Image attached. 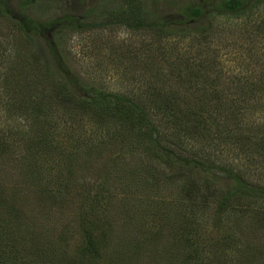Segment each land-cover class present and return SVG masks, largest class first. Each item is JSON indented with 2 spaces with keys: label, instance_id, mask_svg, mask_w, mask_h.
<instances>
[{
  "label": "rangeland",
  "instance_id": "obj_1",
  "mask_svg": "<svg viewBox=\"0 0 264 264\" xmlns=\"http://www.w3.org/2000/svg\"><path fill=\"white\" fill-rule=\"evenodd\" d=\"M19 1L8 0L13 13L9 17L0 15L1 101L5 102L9 94L26 98L35 94L31 85L34 76L31 74L38 75L42 68H46L51 60L49 54L53 53L61 54L81 80L109 92L133 96L140 104L152 103L156 97L151 96L150 88L156 87L160 93V86L170 74L172 78L175 77V82L178 80V84H175L177 88L187 89L190 100L211 102L212 86L206 80L216 76L215 89L224 90L225 100L219 103L222 101L225 110L212 122L213 128L208 135L214 137V143L204 150L199 146L201 142L184 141V153H181L196 159L206 155L214 165L228 167L250 181L252 186L264 188V82L261 77L264 76V0L258 2L257 8L247 3L246 10L237 18L213 12L210 21L205 18L201 23L188 24L184 34L181 32L185 27L175 21L177 9L188 3L198 4L206 0H145L152 17L170 19L173 21L171 28H180L179 31L164 37L146 30L132 31L111 26L82 33L65 32L57 38L56 30L46 29L33 35V40L20 31L16 19L28 16L48 21L64 14L80 18L95 17L101 14L102 0H42L26 12L19 9ZM253 1L250 0L251 3ZM202 24L212 25L214 30L210 32L213 33H187L189 29H199ZM194 35L198 37L194 38ZM51 50L54 52L51 53ZM186 60L193 63V70L201 75L200 80L204 85L201 84L199 88L188 86L187 79H182L186 77L187 70H180L186 66ZM181 73L182 77H179ZM39 77L45 82L44 75ZM206 83L208 94L200 90L205 88ZM257 86L260 90L255 93L253 91ZM45 95L47 97L42 104L44 111L50 107L47 101H50V105L57 103L51 117L55 120L52 127L58 134L55 140L61 146L59 150L68 153L72 150L67 140L84 143V147L77 150L76 155L82 159L75 167L73 179L68 181L59 174L63 179L53 180L52 174L47 171L32 177L46 186L51 182V188H55L54 182L69 185V193H59L57 190V194L41 195L37 191L42 187L35 182L32 183L33 190L24 191L21 167L13 156H7L11 152L20 155V149L25 147L23 139L37 135L31 130L36 125L41 127V119L31 120L33 105L29 106V98L26 102L22 100V103H28L26 113L29 119L25 117V112L12 108L13 100L5 105L0 103V143L10 146L6 154L0 156V186L9 196L15 194L26 198L23 207L28 211L26 218L30 217L29 222L26 221L29 227H25L27 233H36L39 238L47 237L59 251L71 250L79 260L78 264H127V259L132 260L130 264H173L171 260L183 254L179 238L183 231L189 230L188 224L194 219L197 222V237L208 259L206 263L218 264L216 257L220 256L221 262L233 256L229 251L225 257L220 247L223 233L228 234L226 222L233 217L223 220L225 227L222 223L216 225L217 205L213 207V196L217 191L220 194L224 192L234 181L228 178L233 177L232 174L220 173V179L213 186L209 182L213 177L193 172L200 186L209 184L213 190L210 193L203 189L200 196L189 200L191 208L187 213L181 204L188 201L184 202L175 195L167 196V199L174 201L173 206H168L169 203L155 204L149 198H136L139 191L134 186H141L144 181L140 178L138 183L131 176L138 164L136 155L139 152L134 153L129 147L131 142L137 141L134 134L125 132L122 135L119 127H116L108 135L93 121L88 122L81 117L75 119L65 110L66 115H63L62 105L67 103L64 97L49 88ZM243 99L246 100L242 103ZM231 100H235V107L229 110ZM59 103L61 106L58 107ZM88 126L101 135L91 133L87 130L90 128ZM86 130L89 134H86ZM244 138H248V141ZM240 144L245 147L243 150ZM175 148L178 146H173ZM58 158L51 153L46 167H54L53 171H57ZM160 185L163 183L160 182ZM237 199L242 205L255 207L260 212L246 216L239 227L234 226V239L239 238L240 244L246 246V252L255 257L252 263L264 264V227H259L261 220H264V198L254 203L250 199ZM41 203H45L49 209L47 212L51 222L40 218ZM235 205L238 206L237 201ZM202 206H206L207 213ZM31 225L33 228H30ZM84 228H87V238L106 240L110 246L104 243V249L94 258L80 255L85 240ZM46 231L51 232L48 235Z\"/></svg>",
  "mask_w": 264,
  "mask_h": 264
},
{
  "label": "trees",
  "instance_id": "obj_2",
  "mask_svg": "<svg viewBox=\"0 0 264 264\" xmlns=\"http://www.w3.org/2000/svg\"><path fill=\"white\" fill-rule=\"evenodd\" d=\"M39 1L42 0H21L18 6L20 10L26 12L28 8L34 6ZM207 1L209 0L198 4L188 3L179 6L175 21L180 26L185 27L181 34L185 33L188 24L201 23L205 18L210 21V16L213 12L221 13L219 15L222 16L231 15L237 18L246 10L247 3L257 8L258 2L261 0H254L252 3L250 0ZM100 8L102 9L101 14H96L95 17L84 16L80 18L64 14L58 19L39 21L27 16L26 18L20 17L15 22L20 31L31 40H33V35H38L46 29L56 30L55 37L57 38L61 33L65 32L82 33L91 29L111 26H121L132 31L146 30L164 37L174 35L180 29L171 28L173 21L168 18L152 17L150 10L147 9L145 0H102ZM12 13L8 0H0V15L9 17ZM211 30H214L212 25L202 24L199 29H189L187 33L212 34ZM196 37L198 35H194V38ZM53 52L51 50V53ZM49 55H51L50 63L46 64V68H42L38 72L39 76H45V82L38 75L31 74L34 76V81L31 82V85H33V92L35 94H30L26 98L8 93L9 97L5 102L0 100V103L3 105L13 100L12 108L25 112V117L29 119L26 113L28 112L26 107L28 103H22V100L26 102V99L29 98L31 100L29 106L33 105L31 120L41 119V125H39L41 127L36 125L31 130L32 132H36L37 135H32L29 139H23L25 147L23 146L20 149V155L11 152L7 156V158H12L13 156L21 167L20 172L23 179L21 181L24 184L23 190H33L32 183L35 182L42 187L40 191H37L41 195L57 194V190L59 193H69V185L54 182L55 188H51L49 186L51 182L46 186L43 183L34 181L32 177L34 174L47 171L52 174L53 180L62 178V176H59L61 174L69 181L74 178L75 167H77L82 159L76 153L79 147H84V143H75L72 140H67L72 150L69 153L59 150L61 146H58L55 140L58 134L54 132L52 127V123L55 120H52L51 117L57 108V103L50 105V101H47V104L50 106L48 107V111H44L42 108V104L45 103L44 98L47 97L46 95L44 96V93L49 88V90L66 99L67 103L62 105L63 115H66L65 110L75 119L81 117L88 122L93 121L100 127L102 132L108 135H110L111 130H116V127H119L118 131L122 135L125 132L134 134L137 141L131 142L129 147H131L134 153L139 152L137 155L129 152V154L138 157V164L131 176L138 183L140 178L144 181L143 185L134 186L136 191H139L136 198H149L155 204L163 203L167 205L169 203L168 206H173L174 201L172 202L167 199V196L175 195L184 199V202L185 200L188 201V203L181 204L182 209L187 213L191 208L189 200L192 201L195 197L200 196L203 189L207 190L206 192L210 191V193L213 190L209 184L205 187L200 186L197 178H194L196 173L193 172H200L213 177L212 180H209L211 185L218 182L217 179L221 177L220 173L232 174L233 177L228 178L230 181L233 178L234 181H231L224 192L220 194L217 191L213 196V207L217 205V209H215L216 225L221 224L227 217H233L226 222V225L228 223V234L224 232L222 240H220L223 255L226 257V254L231 251L233 256L221 262L220 256L216 258L219 260L218 264H254L252 262L255 257L251 256L249 251L246 252V246L242 243L240 244L239 238L234 239L236 233L234 230L233 235L232 230L235 225L239 227L240 222L244 221L243 219L246 216L251 214L257 215L260 212V209L255 207L251 208L247 207L246 204L242 205L240 199L237 198H242L243 201L244 198L250 199L254 203L255 200L264 198V188L252 186L250 181L244 179L226 166V168H223L222 166L214 165L215 163L211 162L210 159L208 160L206 155L196 159L182 154L184 153L182 152L184 151L182 148L185 144L183 143L184 141L201 142L199 146L204 150L214 143L212 139L214 137L208 135L213 128L212 122L217 116L224 113L225 110L222 104V101L225 100L224 90L215 89L216 81L214 78L216 76H213L211 80H206L212 86L210 89L213 92V95H210L211 102L198 103L197 101L190 100L191 98L187 97L189 95L187 89L184 90L182 87L177 88L175 84H178V80L175 82V77L172 78L173 76L170 74L166 76L167 80H164V83L160 86V93H158L156 87L150 88L151 96L156 97L155 102L140 104L137 98L133 96L109 92L96 87L90 82L81 80L69 68L61 54L53 53ZM193 65V63L186 60V66L181 67L180 70H187L186 72L184 71L186 77L182 79L183 81L187 79L188 86L199 88L203 82L200 80L201 75L199 71L193 70ZM179 77H182V73ZM261 77L264 82V76ZM51 78L57 82L54 83ZM207 83L205 88H200L205 94L209 93ZM254 90L253 92L256 93V91L260 90V87L257 86ZM215 94L217 96H214ZM184 98L187 99L183 101ZM220 100H222L221 103H219ZM245 100L243 99L241 102L243 103ZM234 101H230L229 110L235 107ZM59 106H61L60 103ZM89 125L94 127L91 123ZM88 127L90 128L87 130L94 135H101L95 129L93 131L91 126ZM87 133L89 134L88 131ZM244 139L248 141V138ZM173 146H178V148H175L177 152L173 149ZM241 146V150H243L245 147ZM8 147H10L9 144L0 143L1 157L6 154ZM51 153H55L56 157H59L56 160H60L55 172L53 171L54 167H46L45 165L50 162L49 156ZM160 182L163 183L162 186ZM122 198L128 200L127 197ZM25 199L22 195H7L0 186V264H78L77 261L79 260H77L76 255L70 252L71 250L66 251L64 247L65 252L59 251L47 240V237L39 238L40 236H36V233L29 231L27 233L25 227L28 229L29 227L26 221L29 222L30 217L26 218L28 211L25 210V206L23 207ZM236 201L238 202V206L235 205ZM232 202L234 206H232ZM48 210L45 203H41L40 214L42 215H40V218L48 219L51 222ZM202 210H205L207 213L206 206H202ZM224 210H227V212L223 213ZM192 221L188 224L189 227L187 228L189 230L187 232L183 231L179 238L183 254L176 260H171V263L174 262L173 264H210L206 263L208 259L206 254L203 253L204 248H202L197 237V222L194 219ZM223 227H225L224 224ZM259 227H264V220H261ZM30 228H33L32 225ZM86 229H83L85 240L79 254L94 258L104 249V243L109 244L106 240L95 241L87 238ZM217 229H219V226H217ZM50 232L46 231V234L49 235ZM216 248H218V243L216 244ZM253 251L258 252L255 249ZM238 256L239 258H235ZM131 261V259H127V264H130ZM135 261L139 262L137 259Z\"/></svg>",
  "mask_w": 264,
  "mask_h": 264
}]
</instances>
